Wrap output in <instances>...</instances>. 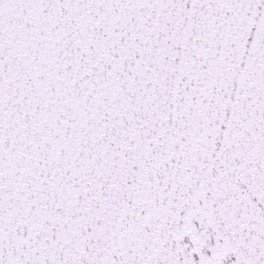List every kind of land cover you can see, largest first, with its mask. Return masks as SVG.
I'll return each instance as SVG.
<instances>
[{
	"label": "snow or ice",
	"instance_id": "obj_1",
	"mask_svg": "<svg viewBox=\"0 0 264 264\" xmlns=\"http://www.w3.org/2000/svg\"><path fill=\"white\" fill-rule=\"evenodd\" d=\"M0 264H264V0H0Z\"/></svg>",
	"mask_w": 264,
	"mask_h": 264
}]
</instances>
